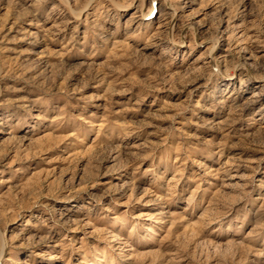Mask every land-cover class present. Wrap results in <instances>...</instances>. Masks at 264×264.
Returning a JSON list of instances; mask_svg holds the SVG:
<instances>
[{"label": "rangeland", "instance_id": "rangeland-1", "mask_svg": "<svg viewBox=\"0 0 264 264\" xmlns=\"http://www.w3.org/2000/svg\"><path fill=\"white\" fill-rule=\"evenodd\" d=\"M0 264H264V0H0Z\"/></svg>", "mask_w": 264, "mask_h": 264}, {"label": "bare ground", "instance_id": "bare-ground-1", "mask_svg": "<svg viewBox=\"0 0 264 264\" xmlns=\"http://www.w3.org/2000/svg\"><path fill=\"white\" fill-rule=\"evenodd\" d=\"M1 120V119H0Z\"/></svg>", "mask_w": 264, "mask_h": 264}]
</instances>
